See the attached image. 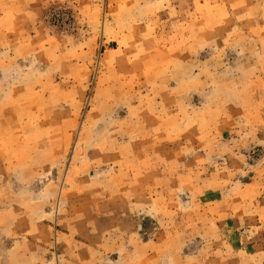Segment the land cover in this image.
Returning a JSON list of instances; mask_svg holds the SVG:
<instances>
[{"label": "rangeland", "instance_id": "rangeland-1", "mask_svg": "<svg viewBox=\"0 0 264 264\" xmlns=\"http://www.w3.org/2000/svg\"><path fill=\"white\" fill-rule=\"evenodd\" d=\"M0 264H264V0H0Z\"/></svg>", "mask_w": 264, "mask_h": 264}]
</instances>
